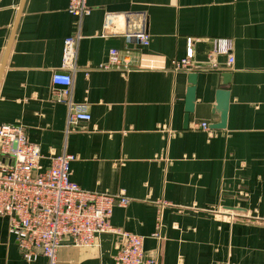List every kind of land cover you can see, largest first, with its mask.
I'll return each instance as SVG.
<instances>
[{"label":"crops","instance_id":"crops-1","mask_svg":"<svg viewBox=\"0 0 264 264\" xmlns=\"http://www.w3.org/2000/svg\"><path fill=\"white\" fill-rule=\"evenodd\" d=\"M22 1L0 0V124L25 128L43 170L71 154V179L83 190H124L131 202L114 208L112 225L143 236L158 264H264V0H88L79 30L70 0H25L12 38ZM108 16L117 31L144 27L149 44L102 37ZM76 35L69 97L91 120L68 131L69 108L54 100L52 76L64 40ZM189 38L193 71L162 69L186 56ZM215 38L233 41L231 67L213 53ZM112 48L161 69L104 70ZM193 73L195 110L184 129ZM225 74L226 128L195 129L220 122L213 110ZM100 239L88 248L64 244L57 264H115V237ZM0 264L50 263L24 259L10 218L0 215Z\"/></svg>","mask_w":264,"mask_h":264},{"label":"built area","instance_id":"built-area-1","mask_svg":"<svg viewBox=\"0 0 264 264\" xmlns=\"http://www.w3.org/2000/svg\"><path fill=\"white\" fill-rule=\"evenodd\" d=\"M69 13L76 18L80 29L83 18L91 14L88 0H70ZM123 36L135 38L143 45L149 44L144 27L117 31L112 16H108L102 37ZM80 35L64 40L60 70L52 76V93L56 102L69 108L68 131L80 122H89L91 115L85 104L70 100L72 75ZM213 53L228 58V66L234 63L233 41L226 38L212 40ZM194 40L187 41L186 56L172 60L170 71H193ZM104 70L161 69L152 60L135 57L130 49L121 51L112 48L108 52ZM195 129L212 133L209 124H198ZM40 147L29 141L26 130L17 124H0V215L10 218V233L15 237L20 254L26 260L45 256L50 264H57V253L64 244L77 247L100 246V237L111 234L116 237L118 254L115 264H158L156 255H148L144 248V237L126 232L112 225L116 206L126 207L131 199L124 190L117 194H106L83 190L71 179V164L76 156L62 154L51 158L49 168L41 166ZM211 264H231L213 262Z\"/></svg>","mask_w":264,"mask_h":264},{"label":"water","instance_id":"water-1","mask_svg":"<svg viewBox=\"0 0 264 264\" xmlns=\"http://www.w3.org/2000/svg\"><path fill=\"white\" fill-rule=\"evenodd\" d=\"M24 2H25V0L22 1L20 11H19V15H18L16 24H15L13 34H12V38L14 36L15 30H16L21 12H22ZM111 9L113 10V9H117V8L112 7ZM10 45H11V42H10ZM6 58H7V56H6ZM6 58L4 60L2 70L4 69V66L6 63ZM197 78H198V75L196 73L190 74V76H189V82L192 86L188 89L187 97H186V106H185L186 115L184 118V129L189 128L190 115L192 113H194V110H195ZM229 81H230L229 74L223 75V86L216 91V94H215L216 104H215L213 113L219 114L221 120L219 123L210 126V129H212V130H222V129H225L227 126L228 111H229V107H230V91L227 89ZM116 241H117V239L115 237V244H116ZM117 254H118V250H116L114 248L113 255L116 256Z\"/></svg>","mask_w":264,"mask_h":264}]
</instances>
